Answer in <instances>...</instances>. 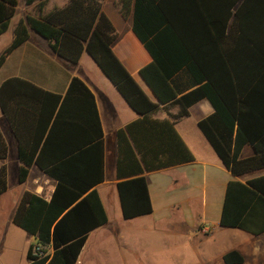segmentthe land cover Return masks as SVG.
<instances>
[{
  "label": "trees",
  "instance_id": "16d2710c",
  "mask_svg": "<svg viewBox=\"0 0 264 264\" xmlns=\"http://www.w3.org/2000/svg\"><path fill=\"white\" fill-rule=\"evenodd\" d=\"M22 1L40 5L43 0ZM117 2L122 15L131 9L130 30L149 56L137 69L139 77L157 104L178 105L171 120L151 118L157 104L146 98L112 52L115 34L100 10V0H69L43 15L25 14L0 52V66L32 30L70 63H76L85 50L139 114L113 133L115 187L122 218L151 212L144 172L193 160L173 128V119L187 116L188 107L202 98L212 113L196 126L221 164L232 176L264 170V0ZM15 5L16 0H0V35ZM180 70L187 74L189 86L177 96L171 79ZM248 75L259 76L253 80L258 85L251 86ZM14 106L43 121L36 142L18 144L17 182L25 180L32 164L54 180L48 199L24 191L13 211L12 223L34 238L26 249V264H73L87 233L107 220L94 188L103 180L104 148L93 95L77 77L69 79L62 95L10 77L0 82V110L10 124ZM244 144L254 154L241 159L238 155ZM5 155L0 133V160ZM5 188L1 165L0 194ZM219 224L253 234L264 231V174L243 183L227 182ZM35 247L41 256L34 254ZM222 261L241 264L242 257L229 251Z\"/></svg>",
  "mask_w": 264,
  "mask_h": 264
},
{
  "label": "crops",
  "instance_id": "0c3cea01",
  "mask_svg": "<svg viewBox=\"0 0 264 264\" xmlns=\"http://www.w3.org/2000/svg\"><path fill=\"white\" fill-rule=\"evenodd\" d=\"M68 1L43 0L40 5H37V2L25 5L22 0H16L13 16L9 19L6 31L0 35V38L4 34L7 35L2 46L6 47L9 44L14 25L25 14L43 15L65 6ZM100 10L109 20L115 34V40L111 44L112 52L146 98L156 103L154 96L137 73V69L148 62L149 56L130 30L131 9L122 15L117 0H100ZM10 77L24 79L47 92L60 95L65 92L69 79L77 77L93 95L104 148L103 180L94 188L107 220L105 224L87 233L73 263L81 264L78 259L89 236L101 230L108 222L107 211L117 207V212L121 216L115 187L116 151L113 133L137 119L139 114L130 108L85 50H82L76 63H70L58 57L49 48L48 42L32 30H28L27 39L11 50L0 66V82ZM246 78L249 80L247 82H252L251 86L258 85L253 80H258L259 76L248 75ZM171 83L176 91L178 90V96L179 93L187 91L189 79L185 71L180 70L172 77ZM12 109L15 110L10 112L12 124L0 110V133L6 144V155L0 160V166L5 169L6 180L5 191L0 194V264H26V245L28 247L30 244V235L14 225L11 217L24 191L48 199L54 180L32 164L28 167L25 180L19 183L22 186L15 197L12 199L8 195V172H12L13 169L17 171L21 165L17 158L19 142L28 144L36 142L43 126V121L36 120L28 111L16 106ZM177 111L176 104L158 103L150 116L158 120H171ZM187 111V116L173 119V128L191 152L193 160L143 173L151 212L127 219L133 225L129 236L130 257L128 263L121 257V263L224 264L222 255L236 251L242 257L241 264H264V231L253 234L240 228L219 224L227 182L237 180L243 183L247 179L263 175L264 170L260 168L241 176H232L196 126L199 119L212 113L209 102L202 98L190 105ZM191 115L193 126L199 131V135H196L187 123ZM253 154V148L249 144H244L238 158H247ZM29 175L30 184H27L25 182ZM117 233L118 231H115V236ZM15 237L22 238L16 254L13 245ZM115 248L119 253L122 246L117 245ZM101 249L97 251H103Z\"/></svg>",
  "mask_w": 264,
  "mask_h": 264
},
{
  "label": "rangeland",
  "instance_id": "374dc122",
  "mask_svg": "<svg viewBox=\"0 0 264 264\" xmlns=\"http://www.w3.org/2000/svg\"><path fill=\"white\" fill-rule=\"evenodd\" d=\"M6 34L0 38V50L5 47L2 46L6 39ZM2 47V49H1ZM188 125H190L195 131L196 135H199V131L193 126L192 115L187 119ZM107 143V142H106ZM108 145V143H107ZM10 170V169H9ZM30 175L27 177L25 183L30 184ZM8 195L13 199L17 194V191L22 186L17 182L16 170L13 169L12 172H8ZM43 179H41L42 181ZM40 181V180H39ZM40 181V182H41ZM10 189V192H9ZM108 222L102 227L101 230L95 232L89 236L85 248L83 249L80 260L81 264H122L120 259L124 257V260H129L130 250H129V236L133 225L130 220H124L117 212V207L112 208V210L107 211ZM115 231H118L115 236ZM106 234V235H105ZM120 234V235H118ZM115 236V237H114ZM21 237L14 238V249L15 254L18 251V244L21 243ZM34 241V238L30 236V243ZM121 245L122 248L119 249V253L115 251V247ZM103 247V249H101ZM27 248V245H26ZM96 248V249H95ZM101 249L103 251H97ZM88 257H94L95 260H89Z\"/></svg>",
  "mask_w": 264,
  "mask_h": 264
},
{
  "label": "built area",
  "instance_id": "2783aa9c",
  "mask_svg": "<svg viewBox=\"0 0 264 264\" xmlns=\"http://www.w3.org/2000/svg\"><path fill=\"white\" fill-rule=\"evenodd\" d=\"M34 250H35V251H34V254H35V255H37V256H41V255H42V253L38 250L37 247H35Z\"/></svg>",
  "mask_w": 264,
  "mask_h": 264
}]
</instances>
